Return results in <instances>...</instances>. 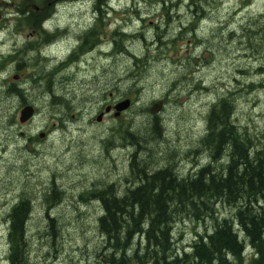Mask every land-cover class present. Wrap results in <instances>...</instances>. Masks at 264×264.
Listing matches in <instances>:
<instances>
[{
	"label": "rangeland",
	"instance_id": "obj_1",
	"mask_svg": "<svg viewBox=\"0 0 264 264\" xmlns=\"http://www.w3.org/2000/svg\"><path fill=\"white\" fill-rule=\"evenodd\" d=\"M21 1L0 0V264H7V214L21 197L30 202L28 264H96L105 240L97 225L95 188L134 181L132 162L152 169L170 166L182 177L194 174L208 162V153L198 148L208 109L228 92L235 126L254 144L264 143V88L247 89L250 82L264 83V72L257 71L264 68V0H197L199 18L188 0L162 5L167 15L156 1L107 0L97 21L85 0L58 3L56 9L53 2L47 7L54 17L46 26L60 31L46 44L14 16ZM35 8L45 13L44 7ZM190 22L196 24L193 35L184 31L179 37L178 29ZM90 28L98 47L81 48L74 62H65ZM160 34L177 38L175 44L158 50ZM10 84L23 90V101L5 94ZM126 98V111L116 117L112 108L104 112ZM157 101L160 109L149 113ZM24 105L32 107L34 117L19 123ZM153 116L161 128L155 139L149 131ZM126 130L136 141L123 138ZM214 209L219 219L233 214L226 205ZM212 225L210 218L199 223L175 218L173 242L185 247L196 233H210ZM251 258L246 247L240 263Z\"/></svg>",
	"mask_w": 264,
	"mask_h": 264
},
{
	"label": "trees",
	"instance_id": "obj_2",
	"mask_svg": "<svg viewBox=\"0 0 264 264\" xmlns=\"http://www.w3.org/2000/svg\"><path fill=\"white\" fill-rule=\"evenodd\" d=\"M70 1L74 0H22L14 16H20L19 21L23 26L37 31L41 38L47 37L41 31V22L50 8L47 6L53 2ZM86 1L93 5L98 15L108 6L107 0ZM147 1H156L160 7L177 4H172L170 0ZM27 3L32 6L28 8ZM188 5L194 8L190 11L199 18L196 12L202 13L201 4L197 0H188ZM35 6L44 7L45 13L36 12ZM163 6L162 11L167 15L168 7ZM133 12L136 13L135 10ZM195 25L192 22L182 25L178 29V36L184 31L193 35ZM116 35L127 37L125 34ZM137 37L144 41L146 39L141 34ZM163 39L162 34L157 35L155 44L160 47L158 50L173 46L177 38ZM113 43L117 47L118 43ZM8 58L10 62L15 60L12 54ZM257 71L264 72V68ZM257 88H264V83L256 85L250 82L247 85L249 92ZM5 94L17 96L23 101V90L15 84L6 85ZM232 95L228 92L221 96L208 109L205 134L198 143V148L208 153V162L200 165L194 174L182 177L175 174L170 166L152 169L148 165L135 166L132 162L129 169L134 172V181L150 184L136 187L126 199L121 200L107 199L100 191L104 213L98 218L97 225L105 239V248L96 264H230L225 255L233 258V264H241L240 253L244 246L254 251L249 264H264V143L254 144L247 133L235 126L232 120ZM149 131L152 139L160 135V123L156 116L152 117ZM123 134V138L136 141L135 135L128 130ZM217 204L231 208L232 216L217 221L218 214L214 209ZM29 213L30 202L24 197L9 209L7 264H28L24 239ZM178 217L196 223L210 218L213 222L216 220L215 228L208 234L196 233L191 243L182 247L180 242H173L172 235L171 226ZM48 220L52 223V219ZM123 225H126L124 232L127 240L132 238V232L143 229L145 247L140 254L132 252L128 259H112L106 251L112 249V236L117 239L113 243L114 250L119 248V235L116 232ZM232 225L239 227L240 231L236 233Z\"/></svg>",
	"mask_w": 264,
	"mask_h": 264
},
{
	"label": "flooded vegetation",
	"instance_id": "obj_3",
	"mask_svg": "<svg viewBox=\"0 0 264 264\" xmlns=\"http://www.w3.org/2000/svg\"><path fill=\"white\" fill-rule=\"evenodd\" d=\"M65 3H69V2H62V4H65ZM54 4H55L54 5V7H55L54 9H56V6H57L58 3H54ZM54 9H52V13L56 12V11H54ZM49 10H51V6H50ZM49 10L46 12V14H47L46 18L41 22V31L45 35H47V37H43L44 38V40H43V38H41V36H38L39 39L44 44H46L47 41L51 40V38L54 36V34H55L54 32L56 30L60 31V27L59 26L54 25L53 28L48 27V25L46 26V24L54 17V14H51ZM35 11L38 12V13H42V12H44V9L43 8H40V9L35 8ZM95 11L96 10L94 9V13H95ZM94 13L92 14V17L96 18V21H97V16H96L97 12H96V14H94ZM35 34H36L35 36L38 35V33H35ZM44 34H42V35H44ZM96 35L97 34L94 31V28H90V29L84 31L81 34V36L79 37V39H78L77 46L72 47L71 50L68 52V54L65 56L66 57L65 62H69V63L74 62L75 58L77 59V57L79 55V52H81V50H82L81 48H85L86 49V47L88 46V50H89L94 45L90 49V50H92L95 47H98V44L95 43V39H98ZM86 38H90L91 40L90 41H88V40L86 41ZM55 42H56V39L53 40L48 45V49L50 48V46L54 45L52 43H55ZM37 44L38 43H36L35 45H37ZM99 46L103 47L101 44H99ZM28 49L31 50L32 48H28ZM28 49L26 51H29ZM44 50H46V49H44ZM99 51H102L103 54L106 53V51L104 49L103 50L100 49ZM88 52L89 51H86L85 54H87ZM41 55L45 56V54H42V53H41ZM81 55H83V54H81ZM148 184H150V183L149 182H145V181H124V182L110 181V182H106V184L103 185L101 188H98V187L96 188L97 190L94 192L93 201H95V203L100 207L101 216H102V214L104 213V210H103V207H102V204H101V200H100V191H103V194H105L107 199L121 200V199H126L128 197V194L131 191H133L136 187H139L141 185H148ZM219 215H221V213H219ZM220 219H222V218H220ZM220 219L217 218V221H219ZM215 223H216V220H215V222H213L214 225L211 226V231L215 228ZM233 223L234 222H232V224ZM126 225L125 226L124 225L121 226L120 229L116 232L119 235V238H118L119 239V242H118L119 243V248L116 249V251L113 248V243L115 242L114 240H117V239L114 238L113 236L111 238L110 247H112V249H110V251H107V252H109L110 258H112V259L120 258V257L128 259L130 257V255H131V254L129 255L130 251L135 252V253L137 252V254H140L142 249L145 247V242H144V239L142 238V234L144 233L143 229L141 231H139V232L138 231L132 232L131 233L132 238L127 240L126 237H125L126 232H124ZM232 227H233V230L236 233L238 231H240V228L237 227L236 225H232ZM100 236L103 237L101 233H100ZM115 245H117V247H118V244H115ZM246 247L251 249L252 258H253L254 251L249 246H244V248H242L241 253H240V257L241 256L243 257L244 249ZM225 259L230 264H233V258L231 256L225 255ZM250 261L251 260L247 261L246 264H249Z\"/></svg>",
	"mask_w": 264,
	"mask_h": 264
},
{
	"label": "water",
	"instance_id": "obj_4",
	"mask_svg": "<svg viewBox=\"0 0 264 264\" xmlns=\"http://www.w3.org/2000/svg\"><path fill=\"white\" fill-rule=\"evenodd\" d=\"M13 79H16V76H14ZM129 105H130V100L126 98L121 101H118L112 107L110 106L105 107L104 112L107 113L110 110V108H112V110H114L113 116L116 117L119 115L120 112L125 111L129 107ZM161 105H162L161 101H157L155 104H153L151 107L148 108V112L151 114L157 113ZM33 113L34 110L32 109V107L24 105L19 111L18 122L23 123L29 120L33 116ZM100 116L101 114H98L95 117L96 122H99ZM42 137H43L42 133L38 134V138H42Z\"/></svg>",
	"mask_w": 264,
	"mask_h": 264
},
{
	"label": "bare ground",
	"instance_id": "obj_5",
	"mask_svg": "<svg viewBox=\"0 0 264 264\" xmlns=\"http://www.w3.org/2000/svg\"><path fill=\"white\" fill-rule=\"evenodd\" d=\"M134 247V246H133Z\"/></svg>",
	"mask_w": 264,
	"mask_h": 264
}]
</instances>
